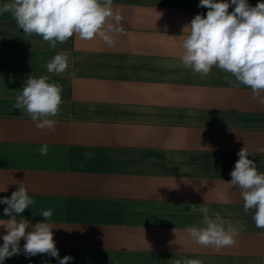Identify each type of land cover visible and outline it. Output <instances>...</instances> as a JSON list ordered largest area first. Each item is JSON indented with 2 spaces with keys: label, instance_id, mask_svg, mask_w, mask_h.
I'll return each instance as SVG.
<instances>
[{
  "label": "crops",
  "instance_id": "1",
  "mask_svg": "<svg viewBox=\"0 0 264 264\" xmlns=\"http://www.w3.org/2000/svg\"><path fill=\"white\" fill-rule=\"evenodd\" d=\"M199 3L113 0L123 19L111 46L73 35L54 49L0 13V199L25 186L34 201L19 214L26 233L51 209L53 240L69 264H264L256 209L245 213L242 190L228 184L242 148L264 173V104L216 66L202 77L182 65L183 29L209 10ZM57 54L69 57L68 68L49 73ZM41 76L61 86L54 130L15 107L27 80ZM191 205L231 221L235 243L219 251L196 244L185 229L202 227L203 215ZM6 207L0 220L10 218ZM6 234L0 225V247ZM25 243L0 264H59L47 253L25 255Z\"/></svg>",
  "mask_w": 264,
  "mask_h": 264
},
{
  "label": "clouds",
  "instance_id": "2",
  "mask_svg": "<svg viewBox=\"0 0 264 264\" xmlns=\"http://www.w3.org/2000/svg\"><path fill=\"white\" fill-rule=\"evenodd\" d=\"M231 5L235 8L229 13L230 4L224 0H200L198 7L209 10L206 17L197 14L183 29V33L187 30L188 35L183 38L180 59L185 68H191L202 77L208 76L213 66L230 73L237 82L252 90L254 101L264 104V0L254 7L247 0H231ZM0 13H11L17 27L23 29L25 35L41 36L53 49L57 43H65L73 35L85 41L99 36L111 46L114 43L112 34L122 32L119 25L123 17L119 9L114 11L113 0H12L0 7ZM68 61L66 54H57L47 63V71L63 73L68 68ZM48 80V76L29 78L16 96L15 107L25 110L38 129L54 130L56 121L49 117H55L59 112L61 86ZM48 151L47 144L39 149L43 156ZM237 155L239 159L230 173L232 179L228 184L242 190L245 213L255 208V225L264 229V173L258 172L256 163L248 159L251 154L246 148H242ZM0 203L7 205L4 215L10 217L0 220V225L7 232L0 247V260L20 254L19 241L24 238L25 255L47 253L59 259V264H69L73 258L68 255L59 258V250L53 240L54 226L48 222L53 215L51 209L42 212L44 222L36 223L26 233L29 221L19 214L34 201L22 183L11 197L0 199ZM190 211L203 215L202 227L193 225L185 229L196 244L214 246L219 251L235 243L238 229L231 221L218 212L212 213L214 219L210 218V209L204 206L197 208L191 205ZM174 264L203 262L176 259Z\"/></svg>",
  "mask_w": 264,
  "mask_h": 264
}]
</instances>
